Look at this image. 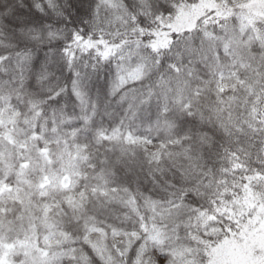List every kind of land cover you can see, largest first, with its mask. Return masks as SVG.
I'll return each mask as SVG.
<instances>
[{"label": "snow or ice", "instance_id": "6c2138e0", "mask_svg": "<svg viewBox=\"0 0 264 264\" xmlns=\"http://www.w3.org/2000/svg\"><path fill=\"white\" fill-rule=\"evenodd\" d=\"M0 264H264V0H0Z\"/></svg>", "mask_w": 264, "mask_h": 264}]
</instances>
